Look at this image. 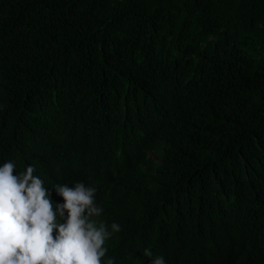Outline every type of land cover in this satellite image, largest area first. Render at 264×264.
Masks as SVG:
<instances>
[{
	"label": "trees",
	"instance_id": "16d2710c",
	"mask_svg": "<svg viewBox=\"0 0 264 264\" xmlns=\"http://www.w3.org/2000/svg\"><path fill=\"white\" fill-rule=\"evenodd\" d=\"M9 159L94 185L115 264H264V0H0Z\"/></svg>",
	"mask_w": 264,
	"mask_h": 264
},
{
	"label": "clouds",
	"instance_id": "9594fccd",
	"mask_svg": "<svg viewBox=\"0 0 264 264\" xmlns=\"http://www.w3.org/2000/svg\"><path fill=\"white\" fill-rule=\"evenodd\" d=\"M96 193L82 180L48 186L32 163L19 171L11 159L0 162V264H115L106 241L121 225L96 219L103 213ZM143 255L167 264L150 249Z\"/></svg>",
	"mask_w": 264,
	"mask_h": 264
},
{
	"label": "rangeland",
	"instance_id": "374dc122",
	"mask_svg": "<svg viewBox=\"0 0 264 264\" xmlns=\"http://www.w3.org/2000/svg\"><path fill=\"white\" fill-rule=\"evenodd\" d=\"M153 156V155H152ZM154 157V156H153Z\"/></svg>",
	"mask_w": 264,
	"mask_h": 264
}]
</instances>
